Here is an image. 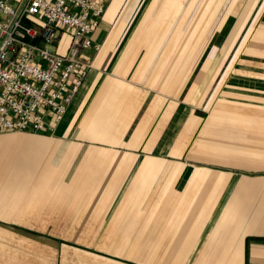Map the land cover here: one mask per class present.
<instances>
[{
  "label": "crops",
  "instance_id": "crops-1",
  "mask_svg": "<svg viewBox=\"0 0 264 264\" xmlns=\"http://www.w3.org/2000/svg\"><path fill=\"white\" fill-rule=\"evenodd\" d=\"M93 40L56 130L0 133V264H264V0H109Z\"/></svg>",
  "mask_w": 264,
  "mask_h": 264
},
{
  "label": "built area",
  "instance_id": "built-area-1",
  "mask_svg": "<svg viewBox=\"0 0 264 264\" xmlns=\"http://www.w3.org/2000/svg\"><path fill=\"white\" fill-rule=\"evenodd\" d=\"M108 1L0 0V133L56 130L90 68L83 53L100 49Z\"/></svg>",
  "mask_w": 264,
  "mask_h": 264
},
{
  "label": "rangeland",
  "instance_id": "rangeland-1",
  "mask_svg": "<svg viewBox=\"0 0 264 264\" xmlns=\"http://www.w3.org/2000/svg\"><path fill=\"white\" fill-rule=\"evenodd\" d=\"M206 125V124H205ZM204 125V126H205ZM244 128H247V129H250L249 127H247L246 125H244ZM243 128V129H244ZM212 138H210V140L208 141L209 143L213 144V145H216V144H220V145H233L231 150H236L237 148L234 147V141L231 139H223L224 137H221L219 136L218 134L215 135L214 137L211 135ZM216 138H221L222 140L218 141L216 140ZM244 141L245 139H242V141L240 140V144L241 146H245L246 145L244 144ZM238 151H241L243 152L245 150V148L243 149H237ZM233 155V154H232ZM220 197H226L224 194H222ZM219 198V190H213V187L212 189L209 191V192H206V195H205V209L206 210H212V209H215V210H225L226 208L229 209L228 207V204L226 203L225 207L222 208L218 203H214L215 201H217ZM215 205V207H213ZM220 208V209H219ZM237 208V211H247V210H253V211H264V202H260V201H257V202H239V205L236 206ZM223 210V211H224ZM212 219V218H211ZM211 219H206L205 220V224L208 226L211 222ZM84 236V235H82Z\"/></svg>",
  "mask_w": 264,
  "mask_h": 264
}]
</instances>
